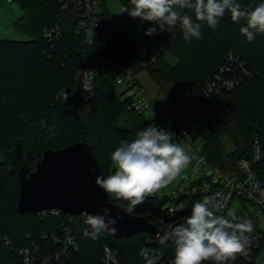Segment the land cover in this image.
I'll list each match as a JSON object with an SVG mask.
<instances>
[{
	"label": "trees",
	"instance_id": "trees-1",
	"mask_svg": "<svg viewBox=\"0 0 264 264\" xmlns=\"http://www.w3.org/2000/svg\"><path fill=\"white\" fill-rule=\"evenodd\" d=\"M16 1L23 11L15 22L16 29L29 39H0V233L7 235L15 246L34 243L43 253H53L63 246L60 219L51 211H17L20 187L17 174L11 171L12 151L19 147L29 169L34 170L44 150L86 140L107 176L115 171L111 153L125 140L130 143L138 138L137 133L147 127L150 119L144 112L127 108L131 100V96L126 95L128 89L118 91L114 80L101 68L96 73L91 94L81 92L80 103L75 107L81 74L86 67L98 64L106 44H88L85 32L77 28L78 10L63 9L59 0ZM101 1L102 14L110 15L107 3ZM119 2L129 9L132 7L130 0ZM239 2L254 7L264 0ZM183 11L192 14L190 10ZM147 23L149 27H157L155 35L163 46L155 59L149 61L147 42L145 64L139 63L138 44L129 37L127 29L112 24L105 28V34L112 51L135 76L146 69L160 88L167 86L168 91L176 87L179 96L176 114L189 108L193 96L222 64L228 51L239 56L251 71L252 76L233 89L222 90L207 100L190 133L200 143L207 162L224 172L235 170L237 161L251 154L253 142L257 140L262 155L255 167L264 176V34L258 33L248 42L239 31L244 21L234 23L228 12L214 29L203 24L201 37L193 38L190 43L184 40L179 26L170 30L165 26L166 31L160 32L158 25ZM55 27L59 28L58 35L52 40L45 38V30ZM168 54L175 58L173 64L168 62ZM224 137L232 143L231 150L224 145ZM186 193L185 207L173 216L162 207L156 193L132 213L154 224L158 236L138 233L118 238L105 232L99 239L92 240L83 235V230L89 227L85 223L86 214L72 215L69 225L78 250L69 251L52 264H102L103 245L116 250L117 264H144L141 249L145 245L169 248L172 253L175 248L172 241L162 245L158 237L183 223L193 204L209 196L199 191ZM109 198L127 207V201L110 195ZM53 235L60 238L59 242ZM262 249L255 252L250 262L235 259L230 264H256ZM0 264L26 263L21 255L0 243Z\"/></svg>",
	"mask_w": 264,
	"mask_h": 264
},
{
	"label": "clouds",
	"instance_id": "clouds-1",
	"mask_svg": "<svg viewBox=\"0 0 264 264\" xmlns=\"http://www.w3.org/2000/svg\"><path fill=\"white\" fill-rule=\"evenodd\" d=\"M131 8L121 7L118 13L127 12L132 18L158 25L159 31L183 30V38L189 43L201 37L203 24L216 28L225 13L239 24V31L248 42L256 34H264V2L254 7L242 5L239 0H130ZM183 10H190L191 15ZM193 15L195 19H193ZM146 36L157 34V27L146 29ZM174 133L148 125L137 133L135 140L122 143L111 153L112 174L97 176L95 184L110 196L127 201L124 211L132 214L137 206L161 189L170 185L189 165L190 157L184 148L174 143ZM224 205L218 195L205 196L193 204L184 222L159 236L160 244L172 241L175 247L173 264H227L238 255H244L253 232L251 220L242 219L235 209L227 215L217 214ZM86 214L89 226L83 235L92 240L108 232L116 234L119 216ZM175 212V210H172ZM144 254V253H142Z\"/></svg>",
	"mask_w": 264,
	"mask_h": 264
},
{
	"label": "built area",
	"instance_id": "built-area-1",
	"mask_svg": "<svg viewBox=\"0 0 264 264\" xmlns=\"http://www.w3.org/2000/svg\"><path fill=\"white\" fill-rule=\"evenodd\" d=\"M63 9L70 7L78 10L77 28L85 32L88 44H106L104 54L98 60V64L86 67L81 74V92L91 94L94 88V80L99 68L104 69L106 74L114 80L117 86L124 85L130 92L131 100L127 105L137 113H142L152 109L153 117L148 125H153L167 131H172L184 139L196 152V158L193 160L189 169L192 176L198 177V183L192 185L190 191L193 193L199 191L204 194L218 195L224 207L217 214L227 215L228 211L233 209V203L238 201L240 205L236 212L242 219L251 220L253 232L247 234L250 243L247 252L244 255H238L237 260L250 262L253 260L255 252L262 247L264 242V197L260 190L264 187V176L257 171L255 167L261 158V148L257 140L253 142L252 152L248 157L241 158L236 163V169L231 172L222 171L217 165L207 162L202 153L200 144H196V139L190 133L191 126L202 114L206 102L209 98L215 96L222 90L233 89L237 84L247 77L252 76L251 71L244 62L234 52L228 51L222 64L217 66L213 74L207 79L200 92L193 96V101L189 108L180 114L168 115L160 106L155 105L144 88L140 85L133 72L126 68L125 64L118 59L117 55L111 49V43L108 35L105 34V28L112 25L113 15L104 16L101 0H59ZM123 4L119 5L117 13ZM118 14H128L127 12ZM59 28L46 29L44 37L52 40L57 36ZM149 61H153L156 54L153 47L148 49ZM163 101V98L161 99ZM147 125V126H148ZM186 205V197L176 203L174 206L167 207L168 213L173 216L176 212L182 210ZM172 210H175L173 212ZM53 215L60 219L61 230L63 234L62 248H58L53 253H43L40 248L32 243L29 246H15L13 241L5 234L0 233V243H3L9 249L22 256L26 264H52L60 258L67 256L69 251H76L77 243L72 229L69 225L71 216L60 210L52 209ZM45 213V211L39 212ZM63 214H65L63 216ZM157 233L155 236H158ZM53 239L59 242L60 238L53 235ZM11 247V248H10ZM144 253V254H142ZM141 257L144 264H173L175 258V248L169 252V248H159L153 245H145L141 249ZM102 264H117V252L107 245H103L101 254ZM204 264H214L212 261H206ZM230 264V261L227 262Z\"/></svg>",
	"mask_w": 264,
	"mask_h": 264
},
{
	"label": "water",
	"instance_id": "water-1",
	"mask_svg": "<svg viewBox=\"0 0 264 264\" xmlns=\"http://www.w3.org/2000/svg\"><path fill=\"white\" fill-rule=\"evenodd\" d=\"M175 103H179L176 87L168 90ZM81 89L78 87L74 105L80 103ZM12 173L19 179L17 211L42 212L57 209L69 215H103L109 208L112 217L119 216L114 236L131 237L138 233L156 235L157 228L144 216L127 214L125 206L113 202L109 194L95 184L97 176H104L97 159L86 141H75L60 149H46L39 154L34 170L29 169L20 148L13 151ZM186 192L176 196L175 203L186 197Z\"/></svg>",
	"mask_w": 264,
	"mask_h": 264
},
{
	"label": "rangeland",
	"instance_id": "rangeland-1",
	"mask_svg": "<svg viewBox=\"0 0 264 264\" xmlns=\"http://www.w3.org/2000/svg\"><path fill=\"white\" fill-rule=\"evenodd\" d=\"M105 2L107 3L110 12L113 15L111 21L112 24L120 25L124 29H127L129 37L135 43L138 44L136 57L139 60L140 64L146 63L145 44L147 42L149 48L153 47V51L155 54L162 49L163 44L156 38V35L146 36L144 34L146 29L149 28L147 21H133L128 14H118L117 10L119 9L120 5L119 0H105ZM22 14V8L16 0H0V39H29L26 34L19 32L15 26V22L19 19ZM167 60L171 64L175 62V58L169 54L167 55ZM136 77L141 83L146 93L153 98L155 105L160 106L162 110L165 111L168 115H174L177 113L178 106L173 101L172 97L167 91V86H163L160 88L158 83L154 80V78L149 74L146 69L141 70L136 75ZM124 89V85L117 86L118 91H123ZM128 94H130L129 91H127L126 95ZM162 98L163 101H161ZM144 114L148 119H151L154 115V112L152 109H150L145 111ZM173 139V142L178 143L181 147H183L185 152L189 155L190 163L170 185L156 193L159 196V200L161 201L163 208L174 206L176 204V196L182 192L189 191L191 186L198 180V177L192 176L189 171L193 160L196 158V152L188 144V142H186L178 135L175 134ZM126 142H128V140H125L123 143ZM223 143L226 146L227 150H231L233 148L232 143L229 142L226 137L223 138ZM196 144L200 143L196 141ZM260 194L262 197H264V187L260 190ZM239 205L240 203L238 201H235L232 207L233 209H237ZM256 264H264V247L260 251L256 259Z\"/></svg>",
	"mask_w": 264,
	"mask_h": 264
},
{
	"label": "crops",
	"instance_id": "crops-1",
	"mask_svg": "<svg viewBox=\"0 0 264 264\" xmlns=\"http://www.w3.org/2000/svg\"><path fill=\"white\" fill-rule=\"evenodd\" d=\"M138 80V79H137ZM138 82H139V80H138ZM140 83V82H139ZM140 85H141V83H140ZM142 86V85H141ZM175 115V114H174ZM129 142V141H128ZM264 247V245L262 246V248Z\"/></svg>",
	"mask_w": 264,
	"mask_h": 264
}]
</instances>
